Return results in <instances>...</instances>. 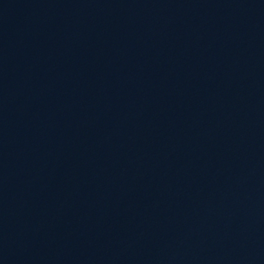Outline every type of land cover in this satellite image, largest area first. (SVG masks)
<instances>
[{
    "label": "water",
    "instance_id": "1",
    "mask_svg": "<svg viewBox=\"0 0 264 264\" xmlns=\"http://www.w3.org/2000/svg\"><path fill=\"white\" fill-rule=\"evenodd\" d=\"M0 264H264V0H0Z\"/></svg>",
    "mask_w": 264,
    "mask_h": 264
}]
</instances>
